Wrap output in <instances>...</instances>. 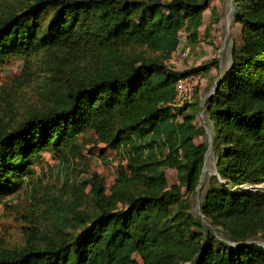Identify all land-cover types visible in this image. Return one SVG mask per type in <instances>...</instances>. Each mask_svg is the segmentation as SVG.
<instances>
[{
	"label": "trees",
	"instance_id": "trees-1",
	"mask_svg": "<svg viewBox=\"0 0 264 264\" xmlns=\"http://www.w3.org/2000/svg\"><path fill=\"white\" fill-rule=\"evenodd\" d=\"M211 1L0 0V63L43 50L68 59L42 110L0 126V198L40 152L78 153L86 128L125 161L108 194L96 176L89 180L93 211L81 209L84 182L73 197L51 201L44 230L1 248L0 264H136L134 252L141 264H264V246L252 240L257 232L264 240V0L234 1L240 42L207 98L222 146L217 175L228 182L215 176L200 212L226 236L191 230L202 227L187 198L200 183L206 144L195 141L191 117L178 114L185 102H171L176 79L201 68L179 71L167 60L183 36L197 40Z\"/></svg>",
	"mask_w": 264,
	"mask_h": 264
},
{
	"label": "rangeland",
	"instance_id": "rangeland-1",
	"mask_svg": "<svg viewBox=\"0 0 264 264\" xmlns=\"http://www.w3.org/2000/svg\"><path fill=\"white\" fill-rule=\"evenodd\" d=\"M235 0H213L203 12L201 33L195 42H188L183 36L182 42L188 47L186 57L177 50L168 66L179 71L201 68L202 82L196 94L184 103V114L191 117L192 123L200 131L196 142L206 144L203 172L194 194L187 198L188 211L202 227L193 226L191 230L198 234L211 228L217 239L226 236L216 232V227L203 218L200 203L206 187L216 179L228 182L217 175V156L221 145L213 141L214 126L208 112L207 98L213 92L215 84L229 66L231 46L240 42V25L234 21ZM209 26L204 34L203 28ZM63 52L52 53L43 50L37 54L10 55L0 63V126L13 127L29 114L42 110L49 99V86L61 78L60 64H68ZM72 64V63H71ZM66 74V73H65ZM64 74V76H65ZM180 116L178 120L180 121ZM78 153H54L48 150L40 152L33 161L29 174L24 175L19 185L0 198V249L22 246L36 232L45 229L49 221V209L52 200L58 204L62 198L73 197L83 189L81 209L93 211L94 205L90 191V179L98 178L105 193H109L120 170L124 165L122 152L106 147L97 134L86 128L77 136ZM169 181L174 179L171 170L166 169ZM251 183H241L237 187L254 190ZM264 192V182L257 185ZM63 210H61L62 212ZM47 214V215H46ZM224 235V236H223ZM40 236V234H38ZM230 244L236 242L229 241ZM264 246L261 232L252 239ZM136 264H141L137 253L131 255Z\"/></svg>",
	"mask_w": 264,
	"mask_h": 264
},
{
	"label": "built area",
	"instance_id": "built-area-1",
	"mask_svg": "<svg viewBox=\"0 0 264 264\" xmlns=\"http://www.w3.org/2000/svg\"><path fill=\"white\" fill-rule=\"evenodd\" d=\"M180 55L186 57L188 54V47H182L179 50ZM202 71H192L183 76H179L175 81V95L171 102L173 107L181 105L183 102L190 101L202 82Z\"/></svg>",
	"mask_w": 264,
	"mask_h": 264
},
{
	"label": "crops",
	"instance_id": "crops-1",
	"mask_svg": "<svg viewBox=\"0 0 264 264\" xmlns=\"http://www.w3.org/2000/svg\"><path fill=\"white\" fill-rule=\"evenodd\" d=\"M202 23H203V21H202Z\"/></svg>",
	"mask_w": 264,
	"mask_h": 264
}]
</instances>
